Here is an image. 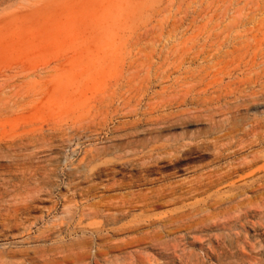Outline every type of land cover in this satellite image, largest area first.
I'll use <instances>...</instances> for the list:
<instances>
[{
  "label": "rangeland",
  "instance_id": "374dc122",
  "mask_svg": "<svg viewBox=\"0 0 264 264\" xmlns=\"http://www.w3.org/2000/svg\"><path fill=\"white\" fill-rule=\"evenodd\" d=\"M251 122L264 0H0V264H220L227 185L176 198Z\"/></svg>",
  "mask_w": 264,
  "mask_h": 264
},
{
  "label": "bare ground",
  "instance_id": "6f19581e",
  "mask_svg": "<svg viewBox=\"0 0 264 264\" xmlns=\"http://www.w3.org/2000/svg\"><path fill=\"white\" fill-rule=\"evenodd\" d=\"M259 27L260 25H257L251 30L253 38L255 37L253 34L260 30ZM253 99L254 96L250 102H253ZM209 145L214 162L222 163V166L209 168L208 172L192 178L189 182L191 186L186 187L176 200L184 198L191 192L207 193L226 184L227 190L224 193L217 191L213 200L211 197L208 198L213 201L216 209H220L222 230L229 233L227 239L231 251L234 250V253H230V257L225 256L220 264H247L248 262L243 260L241 262L231 260L238 253L243 259H252L253 255L264 250V239L262 242L252 243L245 234L247 230L253 233L261 231L264 236V140H261L259 127L251 122L234 125L229 131L224 132L222 140H213ZM158 149V147L143 148L141 156L152 162V153ZM155 160L160 159L155 158ZM144 169L149 170L148 167ZM22 180L19 185L25 190L29 187L28 179ZM178 186L171 187L169 184L159 191L165 194L170 190L169 195L174 196L177 194ZM223 254L226 255L225 252Z\"/></svg>",
  "mask_w": 264,
  "mask_h": 264
}]
</instances>
